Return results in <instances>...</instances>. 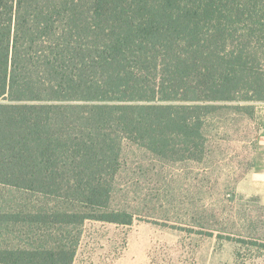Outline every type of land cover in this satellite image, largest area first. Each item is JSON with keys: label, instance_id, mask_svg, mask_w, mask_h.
I'll list each match as a JSON object with an SVG mask.
<instances>
[{"label": "trees", "instance_id": "16d2710c", "mask_svg": "<svg viewBox=\"0 0 264 264\" xmlns=\"http://www.w3.org/2000/svg\"><path fill=\"white\" fill-rule=\"evenodd\" d=\"M0 100V264H72L73 228L132 223L125 140L198 161L215 104L264 102V0H0Z\"/></svg>", "mask_w": 264, "mask_h": 264}, {"label": "rangeland", "instance_id": "374dc122", "mask_svg": "<svg viewBox=\"0 0 264 264\" xmlns=\"http://www.w3.org/2000/svg\"><path fill=\"white\" fill-rule=\"evenodd\" d=\"M215 105L198 161L123 142L109 209L132 223L73 228L72 264H264L257 246L264 245V180L254 176L264 102ZM0 191L14 206L27 202V195Z\"/></svg>", "mask_w": 264, "mask_h": 264}, {"label": "crops", "instance_id": "0c3cea01", "mask_svg": "<svg viewBox=\"0 0 264 264\" xmlns=\"http://www.w3.org/2000/svg\"><path fill=\"white\" fill-rule=\"evenodd\" d=\"M258 156V171L254 174V176L264 180V136L258 144Z\"/></svg>", "mask_w": 264, "mask_h": 264}]
</instances>
